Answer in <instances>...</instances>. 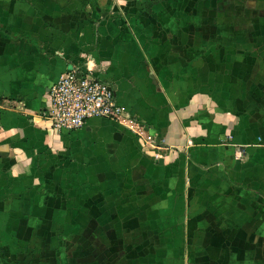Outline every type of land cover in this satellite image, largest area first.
I'll list each match as a JSON object with an SVG mask.
<instances>
[{"label": "crops", "instance_id": "0c3cea01", "mask_svg": "<svg viewBox=\"0 0 264 264\" xmlns=\"http://www.w3.org/2000/svg\"><path fill=\"white\" fill-rule=\"evenodd\" d=\"M87 62L156 147L52 129L50 86ZM0 247L264 264V0H0Z\"/></svg>", "mask_w": 264, "mask_h": 264}, {"label": "built area", "instance_id": "2783aa9c", "mask_svg": "<svg viewBox=\"0 0 264 264\" xmlns=\"http://www.w3.org/2000/svg\"><path fill=\"white\" fill-rule=\"evenodd\" d=\"M51 104L45 117L57 133L83 126L87 119H111L138 136L145 146L156 147V136L117 102L113 88L99 78L87 62L66 70L49 88Z\"/></svg>", "mask_w": 264, "mask_h": 264}, {"label": "rangeland", "instance_id": "374dc122", "mask_svg": "<svg viewBox=\"0 0 264 264\" xmlns=\"http://www.w3.org/2000/svg\"><path fill=\"white\" fill-rule=\"evenodd\" d=\"M10 249V245H9ZM43 251V250H42ZM44 252V251H43ZM45 254V252H44ZM46 255V254H45ZM75 259H74V258ZM87 260V256H64L61 253L51 256H15V253L6 250L5 247H0V264H108L109 261H104V256H95V260ZM114 264H118L114 261Z\"/></svg>", "mask_w": 264, "mask_h": 264}]
</instances>
